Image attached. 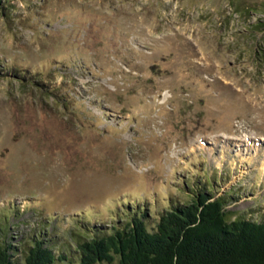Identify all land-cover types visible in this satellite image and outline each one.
Listing matches in <instances>:
<instances>
[{
  "label": "rangeland",
  "instance_id": "1",
  "mask_svg": "<svg viewBox=\"0 0 264 264\" xmlns=\"http://www.w3.org/2000/svg\"><path fill=\"white\" fill-rule=\"evenodd\" d=\"M192 184L264 211V0H0V244Z\"/></svg>",
  "mask_w": 264,
  "mask_h": 264
},
{
  "label": "trees",
  "instance_id": "2",
  "mask_svg": "<svg viewBox=\"0 0 264 264\" xmlns=\"http://www.w3.org/2000/svg\"><path fill=\"white\" fill-rule=\"evenodd\" d=\"M212 186L192 184L187 199H169L151 227L144 211L126 207L123 222L108 228L78 220L56 250L43 232L18 245L6 236L0 264H264V211L228 218L225 196Z\"/></svg>",
  "mask_w": 264,
  "mask_h": 264
}]
</instances>
